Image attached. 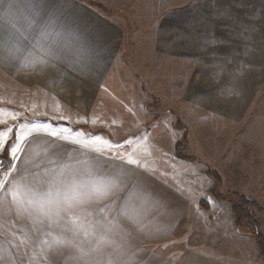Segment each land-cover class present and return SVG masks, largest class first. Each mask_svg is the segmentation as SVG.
Listing matches in <instances>:
<instances>
[{
	"label": "rangeland",
	"instance_id": "rangeland-1",
	"mask_svg": "<svg viewBox=\"0 0 264 264\" xmlns=\"http://www.w3.org/2000/svg\"><path fill=\"white\" fill-rule=\"evenodd\" d=\"M85 1L103 9L28 6L54 19V34L86 27L109 60L89 75L53 70L55 84L100 74L101 91L91 102L87 87L54 86L67 102L40 100L23 120L68 126L38 122L59 136L33 134L16 159L0 150V180L15 165L0 189V264H264L253 237L235 229L230 205L208 194L205 173L206 163L225 189L264 209V0ZM5 72L1 129L21 112L12 85L19 71ZM165 111L186 128L179 152L190 159L175 156V118L154 119ZM97 137L120 147L88 143ZM259 221L264 238V214Z\"/></svg>",
	"mask_w": 264,
	"mask_h": 264
},
{
	"label": "crops",
	"instance_id": "crops-1",
	"mask_svg": "<svg viewBox=\"0 0 264 264\" xmlns=\"http://www.w3.org/2000/svg\"><path fill=\"white\" fill-rule=\"evenodd\" d=\"M75 1L89 5L85 0H66L78 12H83V7L72 5V2ZM30 2L31 0H0V70L3 72L7 69L19 71V74H15L12 79L14 95L21 97L19 99L21 100L19 106L21 112L16 109L15 112H19L17 124L12 126L15 136L18 129L24 128L26 130L32 123L43 122L55 126L37 119L23 120V117L26 116L27 118L31 115V111L39 108L37 103L40 100L67 102L63 90L54 86L80 84L87 87L84 94L91 102L95 100L94 95L101 91L103 77L100 74L94 75L92 73L90 77L69 79L58 77L59 82L55 84L56 79L53 76V70L58 71L59 76L60 71L63 74V71L71 69H80L84 71L85 75H89L87 69H101V62L104 64L109 60L108 49H101V46L98 47L99 43L90 41L84 33V30L87 33L90 32L87 31L86 27L77 29L68 36L64 32L63 35L54 34L53 24H51L54 19H50L48 14L42 15L43 12L41 11L37 13L39 18L31 14L30 9H28ZM81 16L84 18L86 15L82 13ZM34 20L44 23L40 31L38 30V23H36L37 25L33 23ZM71 80L74 81L71 82ZM10 81L3 76L0 79V86L10 85ZM59 92L63 94V98L59 96ZM0 94L4 97L6 88L0 90ZM1 126L5 125L1 124ZM4 147L5 145L3 150Z\"/></svg>",
	"mask_w": 264,
	"mask_h": 264
},
{
	"label": "trees",
	"instance_id": "trees-1",
	"mask_svg": "<svg viewBox=\"0 0 264 264\" xmlns=\"http://www.w3.org/2000/svg\"><path fill=\"white\" fill-rule=\"evenodd\" d=\"M89 5L95 6L99 9H103L102 5L99 3L88 2ZM166 114L172 115L175 118V128L176 131H181L182 135L180 139L175 143V156L181 160L190 159L187 156H181L180 150L184 149L180 146L181 140H186V128L182 125L180 119L177 117L176 114L172 113L171 111H165L159 115L154 114V119H160L162 116ZM38 120V119H37ZM42 121L49 122L55 126H68L65 122L53 121L51 119H39ZM17 124V123H16ZM15 125V124H14ZM4 126H0V129ZM79 126H75V129ZM15 142V132L13 130L12 136L9 138L8 144L5 145L3 150V157L6 159L9 154V149L11 145ZM177 147V148H176ZM181 147V148H180ZM205 173L209 176L212 180V188L209 189L207 192L210 196H212L217 202L224 203L226 202L230 205V212L233 218L234 227L237 231L240 229H245L247 234L253 237L256 249L259 253L258 259L264 263V238L260 233V217L264 214V209L262 206L254 201L250 200L244 195L237 193L235 191H231L225 189L223 186L221 176L209 165L205 163ZM199 207L204 211H209L210 207L206 200L202 199L199 202ZM243 234V233H242Z\"/></svg>",
	"mask_w": 264,
	"mask_h": 264
},
{
	"label": "snow or ice",
	"instance_id": "snow-or-ice-1",
	"mask_svg": "<svg viewBox=\"0 0 264 264\" xmlns=\"http://www.w3.org/2000/svg\"><path fill=\"white\" fill-rule=\"evenodd\" d=\"M13 119H15V116H13ZM6 123V121H4L3 119V113H0V124H4ZM64 132H68V129H63ZM13 133V129L11 127H8L6 129H0V150H3V146L8 144L9 142V138L11 136V134ZM45 134V135H50L52 137H58L59 134L56 131H52L50 130V128L45 125V124H38V123H33L31 126L27 127V130H24V128H20L17 130V134L15 136V140L16 142L13 143L9 149V155L13 158L16 159L18 158V154L23 150L22 149V145L25 143V141L32 136L33 134ZM64 139H67L66 137ZM73 143H78L77 141H72ZM88 143H98L100 145H106L107 147L111 148V147H120V145H112L110 142L108 141H104L101 138L97 137L95 138L93 141H89ZM83 147H87L88 144H83ZM94 151L99 152L100 149L96 148L93 149ZM122 158V157H121ZM127 163L129 164H135L136 161L129 158L127 160ZM3 169V165L0 164V170ZM11 170H15V165H12V169ZM10 170V171H11ZM10 171L6 172L4 175V178L2 180H0V189L4 188V185L6 183H8L7 177L8 175H10ZM15 187L11 188L10 190L15 193L16 191H18L20 189V185L17 184L15 181L13 182ZM99 195H107V192H103V193H98Z\"/></svg>",
	"mask_w": 264,
	"mask_h": 264
},
{
	"label": "water",
	"instance_id": "water-1",
	"mask_svg": "<svg viewBox=\"0 0 264 264\" xmlns=\"http://www.w3.org/2000/svg\"><path fill=\"white\" fill-rule=\"evenodd\" d=\"M0 164H2L3 168H4L7 165V161L2 159V158H0Z\"/></svg>",
	"mask_w": 264,
	"mask_h": 264
}]
</instances>
